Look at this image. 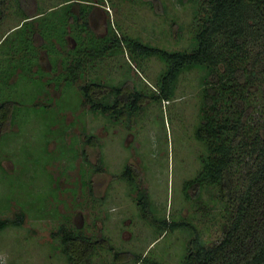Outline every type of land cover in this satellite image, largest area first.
Here are the masks:
<instances>
[{"label": "rangeland", "instance_id": "rangeland-1", "mask_svg": "<svg viewBox=\"0 0 264 264\" xmlns=\"http://www.w3.org/2000/svg\"><path fill=\"white\" fill-rule=\"evenodd\" d=\"M146 1L85 2L87 26L67 20L64 46L56 38L60 30L54 24L65 22L66 7L52 6L67 5L65 1L28 0L22 5L26 13L43 12L37 21L47 24L44 38L36 25L35 58L25 50L31 25L22 26L17 0H5L0 13V102H14V109L12 120L0 129V219L14 218L19 210L25 216L21 225L0 230L3 264H68L59 237L53 235L65 225L94 239L105 237L114 251L146 258L136 263L124 253L114 257L113 251L99 246L83 264H151L155 259L180 264L192 233L183 228L160 231L143 218L133 187L119 178L127 163L137 170L156 218L192 222L206 245L222 237L220 202L209 218L207 211H195V191L183 189L203 153L194 138L200 120L199 72L181 74L167 102L163 97L149 98L158 93L155 80L166 69L156 56L135 59L126 46H120L83 61L88 48H98L112 36L138 38L169 50L186 49L194 24L192 3ZM77 8L76 15L81 6ZM245 50L252 71L260 75L264 42L251 43ZM72 59L83 61L87 71L69 86L64 78ZM88 76L107 84L135 86L147 93L148 101L124 118L92 112L78 94V85ZM259 83L254 95L258 105L263 103L264 78ZM88 133L95 135L99 146L85 142ZM259 153L239 154L231 180L240 190L245 173L259 162ZM99 159L102 168L95 171ZM214 190L202 192L201 198L208 199Z\"/></svg>", "mask_w": 264, "mask_h": 264}, {"label": "trees", "instance_id": "trees-1", "mask_svg": "<svg viewBox=\"0 0 264 264\" xmlns=\"http://www.w3.org/2000/svg\"><path fill=\"white\" fill-rule=\"evenodd\" d=\"M27 1L17 0V12L23 17L22 26L31 25L25 50L36 58L37 51L33 46L36 25L42 29L40 34L44 38L47 24L39 25L37 21L41 19L43 12L34 15L26 13L22 5L28 4ZM64 1L67 5L52 8L66 7L62 16L65 22L61 26L54 24L60 30L56 38L65 46L64 25L69 24V20L73 18L78 22L82 21L86 27L82 4H87L85 2L90 0ZM188 1L194 8V24L191 25L192 36L186 49L169 50L143 43L138 38L119 39L112 36L108 42L98 48H88L84 54L83 61H86L106 51H113L114 47L126 46L133 58L156 56L166 65L165 71L155 80L157 94L149 97L135 86L107 84L101 82L99 77L90 76L78 85V94L92 112L124 118L137 113L148 101V97L150 100H161L163 97L169 102L178 77L192 70L199 72L196 84L200 90V120L194 138L200 142L203 153L198 155L199 168L183 182V189L185 192L189 189L195 191V211L203 209L202 212L207 211L209 218L212 217V210H216V202H220L217 214L221 219L222 237L214 244L206 245L192 222L156 218L150 209V201L140 186L137 170L128 163L123 167L119 178L133 187L144 219L158 226L160 231L183 228L192 233L180 264H264V85L260 97H263V103L258 105L254 99V95L259 93V82L264 78V70L259 71L260 75L252 71L254 65L245 50V46L251 43L262 45L264 42V0ZM4 3L5 0H0V13ZM145 3L151 5L152 2L147 0ZM80 6L76 15V9ZM162 9L166 13V4ZM83 61H70L65 74L67 77L64 78L69 81V86L87 71ZM13 109L14 102H0V129L12 120ZM251 119L259 123L253 125ZM84 140L89 146H99L93 134L88 133ZM248 150L260 152L259 162L245 173L240 190L231 179L238 170L239 154ZM84 154L86 155L85 152ZM96 165L95 171H100L101 159ZM212 189H215L214 193H209L208 199L203 200L202 192H210ZM24 216V211L19 210L14 218L0 219V230L7 226L21 225ZM53 235L59 237L68 264H83L99 246L113 251L114 257L124 253L136 263L146 259L138 253L114 251L105 237L94 239L79 229L66 225L61 226ZM151 264L163 262L155 259Z\"/></svg>", "mask_w": 264, "mask_h": 264}, {"label": "built area", "instance_id": "built-area-1", "mask_svg": "<svg viewBox=\"0 0 264 264\" xmlns=\"http://www.w3.org/2000/svg\"><path fill=\"white\" fill-rule=\"evenodd\" d=\"M0 264H3V262L0 260Z\"/></svg>", "mask_w": 264, "mask_h": 264}]
</instances>
